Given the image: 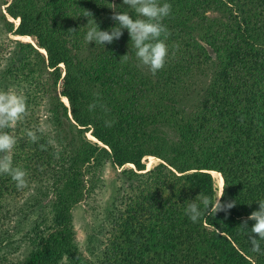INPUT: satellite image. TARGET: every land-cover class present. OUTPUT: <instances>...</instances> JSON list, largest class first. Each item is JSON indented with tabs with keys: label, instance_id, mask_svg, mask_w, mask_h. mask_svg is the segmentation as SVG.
Listing matches in <instances>:
<instances>
[{
	"label": "trees",
	"instance_id": "1",
	"mask_svg": "<svg viewBox=\"0 0 264 264\" xmlns=\"http://www.w3.org/2000/svg\"><path fill=\"white\" fill-rule=\"evenodd\" d=\"M158 2L172 7L163 20L170 32L165 41L169 54L155 75L139 65L126 29L94 57L86 49L84 58L68 49L69 39L85 37L88 19L94 18L102 31L117 26L111 19L112 4L136 18L123 0H11L3 4L10 18L20 20L15 28L2 15L7 31L35 39L37 49L15 44L16 51L0 74L16 81L26 70L34 74L41 67L48 68L55 88L50 121L55 136L66 123L69 132L75 133L71 138L64 135L65 144L56 137L60 147L48 146L41 154L44 139L31 143L18 138L21 129L13 132L20 144L15 149L30 153L23 170L47 182L45 187L37 182L33 192L40 199H47L48 191L52 195L48 206L37 207L39 200L18 216L33 215L38 208L40 214L47 207L44 214H50L53 226L45 227L46 216L36 222L33 233L44 227L46 236L21 261L9 264H89L77 250L70 220L87 190L89 170L106 162L113 170L131 164L145 173L131 169L117 173L120 199L125 201L127 194L129 200L121 217L122 242L109 248L122 256L119 264H264V241L261 251L253 252L249 232L239 228L264 200V0ZM85 11L93 18L85 17ZM73 26L81 27L72 32ZM125 55L128 60L121 62ZM60 65L65 68L63 77ZM200 77L209 82H202L206 86L199 102L183 114L175 98ZM0 78L5 81L7 77ZM59 81L68 110L56 98ZM94 101L98 106L89 111ZM105 120L114 121L112 127H105ZM88 132L103 146L83 141ZM55 152H59L58 159ZM145 157L163 164L147 171L141 163ZM211 172L219 173L226 187L222 203L235 201L236 206L216 216L206 213L193 223L185 215L186 203L201 193L215 198ZM254 223L248 221V231ZM13 230L4 228L0 220V246L7 244Z\"/></svg>",
	"mask_w": 264,
	"mask_h": 264
},
{
	"label": "rangeland",
	"instance_id": "2",
	"mask_svg": "<svg viewBox=\"0 0 264 264\" xmlns=\"http://www.w3.org/2000/svg\"><path fill=\"white\" fill-rule=\"evenodd\" d=\"M10 2L11 0H0V72L5 70L7 60L9 62L11 58L10 55L16 51V47H14L15 44H29L37 49L35 39L31 37H29L31 41L19 39L18 37L20 36L10 34L6 27H4L1 20L2 15L7 21H9V23H12L15 28L18 27L20 23L19 19H12L6 14V8L3 4H9ZM70 23L74 25L73 22L70 21ZM87 25L88 22L86 23V27ZM77 27L81 26H73L71 30L75 29L76 31L78 30ZM75 36H78V34H75ZM67 46L68 49L72 50V54L78 53L82 58L87 55V51L93 53L94 57L99 53L101 48L106 49V47L96 45L95 42L90 44L87 43L85 37L77 40L75 38L69 39ZM76 49L80 51H77ZM41 52L42 54H45L44 51ZM59 68L61 70V77H63L65 68L63 65H60ZM211 72L212 69L209 74ZM2 76H6L7 78L5 81H2L1 79L3 78H0V90L7 91L11 89L17 94L23 95L28 109V115L24 117L15 128L9 130L4 129L3 131L7 130L6 132L15 136L13 132L19 128L22 132L20 135H17L19 136L18 138L28 139L26 136V130H35L40 126H44L47 129V135L41 137V139L45 140L44 144L47 143L49 137L54 139L57 137L60 143L65 144L67 138H65L64 135L69 138L75 136V133L69 132L67 126L68 123L60 128L63 131L57 133L55 136L56 130L54 129V124L50 122L51 117H53L55 112V108L53 107L55 102L53 100L55 98V88L51 84L48 68L45 69L44 67H41V70H36L34 74H30L29 71L26 70L20 78H15L17 79L16 81L9 79V76L6 74H0V77ZM204 80L205 82H209L208 78L200 77L196 80V83L190 87L189 91L181 92L178 98H175L177 101L175 102V106L177 105L178 111H183V114L184 112L190 113L191 108L197 105L201 94H203L202 90L206 86L205 82L202 84ZM61 84L62 81H59L57 84L58 87H56V90H58L56 91V98L57 96L58 98H61V101L68 110L69 106L67 100L60 95ZM43 90L46 91L45 94L43 93ZM67 117L71 120L69 113L67 114ZM18 138L15 137L16 141ZM81 139L83 141L85 139L87 142L96 144L97 146H103L92 137L90 132L84 134ZM76 140L80 139L76 138ZM58 141H56V145H58V147L56 146L57 148L60 147ZM19 145L20 144L17 141L13 150ZM15 151L17 152L16 154L14 151L11 153L13 157V167H20L23 169L25 165L28 166L30 162L28 161L30 155L29 151H22L21 149H15ZM41 154H43V151H41ZM68 154L69 153L65 154L64 157L67 158ZM141 163L147 171L154 170L157 166L163 164L161 160L155 157H145L141 160ZM123 169H131L136 174H145L142 171H137L131 164H127L117 170H113L109 165V162H106L104 166L99 169H94V167H92L89 170V172L92 173V176L87 174L85 178V188H87V190L72 211V219L70 221L75 232L77 250L89 264H119V262H123L121 255H117L115 252L109 250L115 242H122V236L120 233L123 231L124 227L120 225L121 217L125 215V206H127L129 202V200H127V194L125 195V201H122L120 199L121 196L119 195L120 182L117 180V173ZM213 173L211 172V175L215 181V187L218 192L217 185L220 189V180L218 177L216 178ZM147 176L151 178L153 177V174ZM145 178L143 177V181H145ZM26 179L27 187L19 190L10 176L6 174L0 175V220L2 221L4 228L10 230L14 229L10 237L8 239L6 238L7 240L5 243L7 244L0 246V264L21 261L31 249L40 244L41 236H46V234H42V232L43 230H47L43 227L42 231L33 233L36 222H40V220L46 216V222L44 223L45 227L53 226L50 214H44L48 209L47 207L40 214H37L40 208L48 206L52 197V195L50 196V191H48L46 196L47 199H40V194L33 192L38 188V184L41 187H45L47 184L46 180L42 181L41 178L38 180L39 177L37 175L34 177L33 174L32 176L28 174ZM161 182H164L163 177L161 178ZM130 195L131 192L129 193V196ZM39 200H41V202L37 207L40 208L36 209L33 215L30 214L31 212H28L27 214L18 216V212H22L27 208L31 209L32 204L37 203Z\"/></svg>",
	"mask_w": 264,
	"mask_h": 264
},
{
	"label": "clouds",
	"instance_id": "3",
	"mask_svg": "<svg viewBox=\"0 0 264 264\" xmlns=\"http://www.w3.org/2000/svg\"><path fill=\"white\" fill-rule=\"evenodd\" d=\"M123 4L134 11L136 18H133L128 11H117L116 5L112 4L113 15L111 19L116 23V27L107 31L100 30L98 24L93 18L91 12L85 11V17L88 19V31L85 35L87 43L95 42L96 45L111 44L119 40L123 31L126 29L131 40V47L135 49V57L139 65L148 68L155 75L165 66L169 49L165 43L170 32L163 24V20L171 13V5L158 0H123ZM94 25V26H93ZM76 32L75 29L71 30ZM129 56L121 58V62H126ZM98 101L89 105V111H94L98 106ZM103 111L107 108L99 104ZM28 115L26 100L23 95L17 94L11 89L7 91L0 90V175H8L16 183L19 190L27 187V172L20 167H13L12 151L16 144V139L4 129L15 128L16 125ZM114 121L105 120V127H112ZM39 133V135H38ZM47 135V129L40 126L35 130H26V136L31 143H37L42 136ZM48 146L56 147L54 138L49 137L46 144H40L42 151H47ZM55 158H59V152L54 153ZM223 185L215 194V198L201 193L195 201L186 203L185 215L193 223L199 222L207 213L216 216L219 212H229L236 206L235 201L222 203L225 195ZM259 210L254 211L248 216L239 227L249 232V241L252 245V251L259 253L261 251L260 242L264 241V200L258 202ZM201 205L203 208H201ZM254 221V225L248 231V221Z\"/></svg>",
	"mask_w": 264,
	"mask_h": 264
},
{
	"label": "bare ground",
	"instance_id": "4",
	"mask_svg": "<svg viewBox=\"0 0 264 264\" xmlns=\"http://www.w3.org/2000/svg\"><path fill=\"white\" fill-rule=\"evenodd\" d=\"M19 39H24V40H28V41H31V39L29 38V37H18ZM27 41V42H28ZM26 42V41H25ZM215 177L217 178L218 177V179L220 180V188H221V186L223 185V180H222V177H220V175H218V174H215Z\"/></svg>",
	"mask_w": 264,
	"mask_h": 264
}]
</instances>
